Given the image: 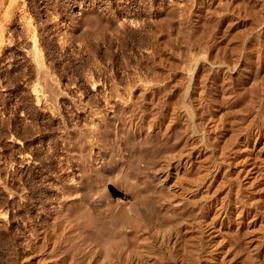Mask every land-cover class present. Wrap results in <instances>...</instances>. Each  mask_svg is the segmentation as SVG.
<instances>
[{
	"label": "rangeland",
	"instance_id": "rangeland-1",
	"mask_svg": "<svg viewBox=\"0 0 264 264\" xmlns=\"http://www.w3.org/2000/svg\"><path fill=\"white\" fill-rule=\"evenodd\" d=\"M21 11L26 13L22 14ZM23 15L27 19L30 16L29 23L27 19L23 20L26 18ZM0 35V42L3 40L0 43V264H40V245L42 240L44 242V232L50 223L49 215L54 212V200L59 196L57 192L60 181L65 183V179H68L66 183H71V170L75 171L83 166L79 162L80 159L75 158L78 149L66 147L63 133L76 132L77 129L88 132L87 128L93 130L89 129V132H106V127L97 129L99 126L95 125L97 122L93 121L91 114L94 109V112L100 115H110L113 110L110 104L115 102V99L119 100V109L133 110L132 114L126 110L121 116L124 122H131L130 132L138 128L140 129L136 132H149L150 129V132H157L158 129V132H164L163 116L169 114L179 103L185 76L191 73L196 90L193 92L196 93L194 97L197 102H201L196 103L190 99L188 105L193 106L192 111L196 113L198 110L200 113L195 114L198 115V121L210 125H203L205 132H216L215 142L221 141L218 143L220 145L224 140L219 135L232 132L234 144L230 145L233 150L241 148L244 144L248 147L247 153L259 156L257 149L260 145H257L255 140L257 136L264 137V0H0ZM33 41L37 43L44 69L56 83L57 88H54L52 94V100L56 101L54 104L49 101L51 99L43 97H40L38 103L31 92L33 85L39 81L29 56ZM199 54L202 57L205 55V58L202 66L192 73L189 65L200 57ZM196 104L200 107L197 105L196 108ZM164 113L167 114L162 116ZM206 118L209 121H205ZM150 120L153 121L152 124ZM87 122L93 123L90 125ZM114 131L118 132L115 129L112 132ZM259 158L261 160L262 156ZM262 165V176L252 178L254 181L250 176L248 178L238 174L237 164L232 167L236 170L231 172L234 185L232 194L236 195L232 196V205L235 209L233 214L237 215H234L236 218L232 233L235 235L237 232L239 237L233 236L232 242L234 237L238 241L235 239L232 245L237 249V253L233 252L234 255H237V259L240 257L237 263L235 255L233 264H250L251 253L246 245L250 239L255 243L258 241L256 248L261 244L258 255H263L253 261L255 264H264ZM55 182L56 185L59 184L57 187ZM220 194L224 195L217 192L215 198H212L215 199L216 207L226 203V198ZM225 203L223 208H226ZM239 205H242V208ZM206 206L205 212L210 210ZM44 219L48 225L42 222ZM255 227L260 231H255ZM254 228L255 230H252ZM243 230L248 235L244 234V239ZM232 255L229 256L230 259Z\"/></svg>",
	"mask_w": 264,
	"mask_h": 264
},
{
	"label": "bare ground",
	"instance_id": "bare-ground-1",
	"mask_svg": "<svg viewBox=\"0 0 264 264\" xmlns=\"http://www.w3.org/2000/svg\"><path fill=\"white\" fill-rule=\"evenodd\" d=\"M24 12H22V14ZM8 15L10 14L8 13ZM29 17L28 19L27 17L23 18V20L27 19L26 21H28L29 23ZM27 26H29V24H27ZM26 32H28V30ZM1 36L2 35H0V37ZM36 44L33 41L32 43L33 46L30 48L31 50L30 51L28 50L29 56L31 57V61H32L31 63L34 64V68L38 76L37 78L39 79V81L38 82L36 81L37 83H35L33 87L31 86L32 87L31 92L33 94V97H35V99L38 101V103L41 99L40 97H43L47 100L51 99L49 101L51 103L53 102L54 104L56 101L55 99H54L55 102L52 100L53 99L52 94L54 93V88L56 83H54V80L50 76V74H48V71L44 69L45 67L44 65H42L43 62H41L40 60V54H39L40 51L38 50V47H36ZM203 58H205V55L204 57H202L201 55L200 57L194 59V61L189 65V69L192 70V73H194V71H196V69L199 68V66L203 63L204 60ZM192 76L193 75L191 73L185 76L186 79H185L184 87L182 88L183 90L181 91L182 93L181 98L178 99L180 101H178L179 102L178 104L176 103L177 105L174 104L176 107L172 108L173 110L169 114L167 113L162 114V116L167 114L166 116H163V120H162L164 121L163 124L164 132H158L159 129L157 127H156V131L158 129L157 132H155L154 130H153L154 132L153 131L150 132L152 129H150L149 132L148 131L136 132L140 129L138 128L139 124L136 125L138 130L135 131L132 129L133 132H130L131 122L130 123L124 122L122 119L123 117L121 116L125 114L126 110L129 111L131 108L125 110L121 108L119 109L118 107L119 100L117 99L118 100L117 101L115 99V102L110 104L111 105L110 108L111 107L113 108L111 114L109 113L110 115H105V116L100 115L98 114L97 111H96L97 113H95L94 109L92 108L93 113L91 112L92 113L91 118L94 119L93 121L96 120L97 123H95V125L99 126L97 127V129L99 128L101 130L103 129L101 127L104 128L106 127L108 128L106 132H89V129L90 131L93 130L91 128L89 129L87 128L86 131L88 132H84V131L82 132L81 130L77 129V131L79 130V132L67 131L63 133V137H64L63 139L66 147L68 148L72 146V148L74 147L78 149L77 156H75V158L77 160L80 159L79 162H81L83 166L80 165L82 166V168L79 167V169H75V171H72L70 169L71 175H69L70 176L69 182L71 183L68 184L66 183L68 179H65L67 180L65 183L63 181H60L61 182L59 187L60 190L58 189V192L56 190V192L59 193V196L55 192L58 197H56L57 199L54 200L55 201L54 209L52 208L54 212L51 215L48 214L50 220L48 222L50 223H48L49 226H47L48 227L46 229L47 231L45 230L46 232H44L43 230V232L45 233L44 235L45 238H44V242L43 240L41 241L42 245H40V264H233L232 259L236 255V254L234 255L233 252L237 253V249L233 247L234 245H232V243L235 241L237 237L236 234L237 232L235 233V235L234 233H232L233 232L232 225L234 219L236 218V217L234 218V215L236 214H233V212L235 213V211H233L234 206L232 205V201L234 203V200H232V196L235 195L232 194L234 192V190H232V186H234L232 185L233 180H232L231 172L232 170H234L232 167L233 165L237 164L238 166V167L236 166L237 173L241 174L242 177L243 175L247 176L248 178L250 176L251 180H253L252 178H256V177L258 178V176H262L263 172L261 173L260 171L261 169L260 165L262 164L259 163H264V137L261 138L257 136L256 140L254 138V140L257 142V145H260V147L257 146L259 147L257 151L259 153V156L260 157L262 156L261 160H259L260 158L258 155H254L255 153H247L248 150L247 145L243 144L241 148H236L233 150L232 146L230 145V143L231 144L233 143L232 135L234 133L231 134L232 132L231 133L223 132L221 133V135H219V137L221 136L222 137L221 139H223L225 142V144L224 142L222 143V145L224 144V146L218 144L221 143L219 139L218 140L220 142L216 143L217 142L216 132H207V131L205 132L204 126L208 123L204 124V121L203 122L198 121L196 119L198 115L195 116L196 113H199L198 110L196 109L197 112L195 113L194 110L192 111L193 106L188 105L189 104L188 100L190 99L196 103L199 102V101L197 102V99H195L194 97V94L196 96V93H193L195 90L193 84L195 83ZM198 79L200 81V78ZM251 82L253 81L251 80ZM178 94L180 93L178 92ZM116 96H118V94ZM55 98L57 97L55 96ZM118 98L120 99V97ZM191 103L192 102H190V104ZM197 105L198 104H196V108L199 106ZM47 106L49 107V104ZM128 106L130 107V105ZM52 108L53 107H51V110ZM82 108L81 110H83ZM51 110L49 111L51 112ZM202 110L204 109L202 108ZM212 114H214V112ZM212 114L210 115L212 116ZM141 116L140 119L143 117ZM125 118H127V116ZM135 118L137 117L135 116ZM207 118L210 120L209 117ZM207 118L205 121H209L207 120ZM131 119L132 118H130V120ZM155 119L157 120V118ZM213 119L211 118V120ZM150 122L152 124L153 121L150 120ZM155 122L156 121L154 120V123ZM92 123L89 124L92 125ZM95 125L93 124V126ZM112 126L116 131L118 130V132L115 131L112 132L114 130ZM110 128L112 130H110ZM109 130L111 132H109ZM181 130L183 131L180 132ZM238 145L240 144L238 143ZM236 147L238 146L236 145ZM255 151L256 149L253 152ZM72 154L74 155V153ZM234 154L235 157L233 158ZM74 166L77 167L79 165H74ZM70 170L68 171L70 172ZM263 178H264V174H263ZM58 185H56V187ZM261 188H264V186H262ZM262 191H264V189ZM217 192L224 194V195L221 194L220 195L226 198V203L224 202L225 201L223 199L224 197L222 198L223 202L225 203L224 207L226 208H223L224 203L222 204L221 202L220 203L222 206L216 207L217 205L216 203H214L215 199L212 198L213 197L215 198ZM221 196L218 197L221 198ZM54 197L55 196L53 195V198ZM217 199L218 198H216V200ZM46 201L48 200L46 199ZM49 202L51 203L52 199H50ZM213 205L214 208H212ZM205 206L206 208L208 207L210 210L209 211L206 210L205 212L204 211ZM241 206L239 205V207ZM45 211L44 213L46 214ZM241 212L242 211H240V213ZM50 213H52V211H50ZM249 219L250 218H248L247 221H249ZM241 221H239V224ZM42 222L45 223V219ZM235 222L237 223L238 219ZM45 224L48 225L47 223ZM246 224L249 225L248 222H246ZM254 226H252V228ZM258 227H255L257 228V230H255V228L252 230L260 231L259 228H261V226L259 228ZM244 228L246 227L244 226ZM244 231L245 230H243V235L246 233V232L244 233ZM249 231H250V227H249ZM43 232L42 234H44ZM241 233L242 232H240V234ZM258 234H260V232H258ZM245 235L248 236L247 234ZM245 235L243 236V239ZM233 236L236 237H234L235 239L232 242ZM257 236L259 235H256V237ZM257 239L260 240L261 238H257ZM237 241L235 243H237ZM257 242L258 241H256L255 243L253 239L252 240L250 239V241L246 243V245H248L247 249H249L251 253L249 254V252H247L246 250V252L250 255L252 259L250 261V264H255V262L253 261L254 258L255 260H257V257L263 256V255H258V248L259 246H261V244L259 243L257 246L258 248H256ZM231 255L232 257L230 259L229 256ZM239 258L237 259V255H236L237 263ZM243 263L244 262H242L241 264Z\"/></svg>",
	"mask_w": 264,
	"mask_h": 264
}]
</instances>
